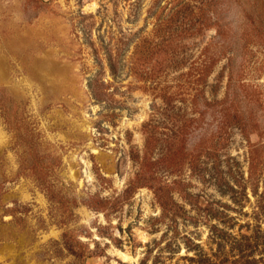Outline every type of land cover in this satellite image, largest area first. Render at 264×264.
Instances as JSON below:
<instances>
[{
    "label": "rangeland",
    "instance_id": "rangeland-1",
    "mask_svg": "<svg viewBox=\"0 0 264 264\" xmlns=\"http://www.w3.org/2000/svg\"><path fill=\"white\" fill-rule=\"evenodd\" d=\"M0 264H264V0H0Z\"/></svg>",
    "mask_w": 264,
    "mask_h": 264
}]
</instances>
